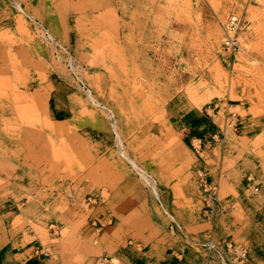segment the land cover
I'll return each mask as SVG.
<instances>
[{
  "label": "rangeland",
  "instance_id": "374dc122",
  "mask_svg": "<svg viewBox=\"0 0 264 264\" xmlns=\"http://www.w3.org/2000/svg\"><path fill=\"white\" fill-rule=\"evenodd\" d=\"M260 174L264 0H0V264H264Z\"/></svg>",
  "mask_w": 264,
  "mask_h": 264
},
{
  "label": "built area",
  "instance_id": "2783aa9c",
  "mask_svg": "<svg viewBox=\"0 0 264 264\" xmlns=\"http://www.w3.org/2000/svg\"><path fill=\"white\" fill-rule=\"evenodd\" d=\"M240 25V17L238 15L232 13L227 22H226V36L224 40V49L226 51H232L235 50L238 47V39L235 36L236 30L238 29ZM213 136H217V134H213ZM214 138V137H212ZM200 188L202 190V193L204 194L203 202L204 207L207 210L212 209V205L215 201V194L216 189L213 186L210 175L206 169H200L197 171ZM246 180L248 183H252L254 185L253 177L248 175L246 177ZM254 189L257 190L258 186L254 185ZM224 245L228 250L231 251L233 254L234 260L232 261V264H236L243 260L245 254H246V248L245 247H237L232 241H224ZM105 259V258H103Z\"/></svg>",
  "mask_w": 264,
  "mask_h": 264
},
{
  "label": "crops",
  "instance_id": "0c3cea01",
  "mask_svg": "<svg viewBox=\"0 0 264 264\" xmlns=\"http://www.w3.org/2000/svg\"><path fill=\"white\" fill-rule=\"evenodd\" d=\"M26 142H27V144L28 145H30V144H35L34 142H32V140L30 139V138H28L27 140H26ZM47 144V142H45V143H43V144H36L39 148H38V150H37V153H39V154H41V153H43L44 152V147H45V145ZM259 170V169H258ZM260 172V171H259ZM261 176H264V175H262V174H260ZM260 176V177H261ZM262 179H264V177H262ZM260 187H264V181H262V183L260 184ZM17 257H18V255H17Z\"/></svg>",
  "mask_w": 264,
  "mask_h": 264
},
{
  "label": "bare ground",
  "instance_id": "6f19581e",
  "mask_svg": "<svg viewBox=\"0 0 264 264\" xmlns=\"http://www.w3.org/2000/svg\"><path fill=\"white\" fill-rule=\"evenodd\" d=\"M4 96V95H3ZM5 97H7V96H5ZM118 136V135H117Z\"/></svg>",
  "mask_w": 264,
  "mask_h": 264
}]
</instances>
